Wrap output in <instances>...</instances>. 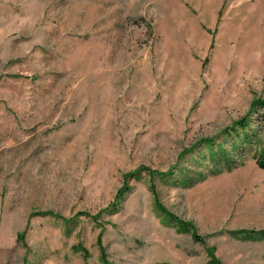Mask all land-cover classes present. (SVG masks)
Here are the masks:
<instances>
[{
	"label": "rangeland",
	"instance_id": "1",
	"mask_svg": "<svg viewBox=\"0 0 264 264\" xmlns=\"http://www.w3.org/2000/svg\"><path fill=\"white\" fill-rule=\"evenodd\" d=\"M262 102L264 0H0V264H264Z\"/></svg>",
	"mask_w": 264,
	"mask_h": 264
},
{
	"label": "trees",
	"instance_id": "2",
	"mask_svg": "<svg viewBox=\"0 0 264 264\" xmlns=\"http://www.w3.org/2000/svg\"><path fill=\"white\" fill-rule=\"evenodd\" d=\"M262 103H263V105H264V102H262ZM240 123H241V126H242L243 128H245L246 125H247L246 120H244V119H243ZM248 136H249L248 134H245L243 140H246V139L248 138ZM253 159H254L256 165H257L259 168L264 169V147L260 148L258 151H256V152L253 154ZM191 234H192V236H193L194 239H197V240L199 239V240H201V239L197 236V234H196L195 232H192V231H191ZM253 234H256L257 236L264 238V230L255 231V232H251V233H249V235H251V236H252ZM210 254H211V253H210ZM103 261H104V260H103ZM211 261H212V259H211ZM214 262L217 263L216 260H215Z\"/></svg>",
	"mask_w": 264,
	"mask_h": 264
}]
</instances>
